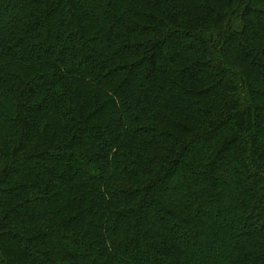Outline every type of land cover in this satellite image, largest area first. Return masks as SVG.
Returning a JSON list of instances; mask_svg holds the SVG:
<instances>
[{"label": "trees", "instance_id": "1", "mask_svg": "<svg viewBox=\"0 0 264 264\" xmlns=\"http://www.w3.org/2000/svg\"><path fill=\"white\" fill-rule=\"evenodd\" d=\"M0 264H264V0H0Z\"/></svg>", "mask_w": 264, "mask_h": 264}]
</instances>
